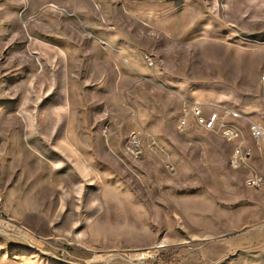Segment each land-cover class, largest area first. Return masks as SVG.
<instances>
[{
    "label": "rangeland",
    "instance_id": "1",
    "mask_svg": "<svg viewBox=\"0 0 264 264\" xmlns=\"http://www.w3.org/2000/svg\"><path fill=\"white\" fill-rule=\"evenodd\" d=\"M82 52L109 57L107 85ZM263 76L264 0H0V197L32 232L0 226V264H264V184L246 185L264 176ZM55 97L54 165L24 121ZM195 101L241 113L239 167L238 142L181 126Z\"/></svg>",
    "mask_w": 264,
    "mask_h": 264
},
{
    "label": "crops",
    "instance_id": "2",
    "mask_svg": "<svg viewBox=\"0 0 264 264\" xmlns=\"http://www.w3.org/2000/svg\"><path fill=\"white\" fill-rule=\"evenodd\" d=\"M63 55V54H62ZM80 61H89L91 62L88 67L92 71V81L95 85L103 87L108 84L109 78V57L103 55L100 52H89V53H78L77 54ZM65 56V54H64ZM57 58L62 61L61 54L56 55ZM40 62V61H39ZM41 66L42 63L40 62ZM87 65L80 64L79 69L82 67L85 68ZM43 67V66H42ZM93 83V84H94ZM55 101L52 104H49L45 108L42 115H37L35 113H30L29 110L25 116V139L28 143V152H34L44 158H47L48 161L53 162L57 159L60 160L61 152L56 150L49 143L50 139L61 141V128L63 125V112L60 98H54ZM24 104V103H23ZM69 121V120H68ZM53 126V128H51ZM84 163L83 160L77 159L75 166L69 174L76 179L82 177ZM58 174L65 172V166L57 165L56 166ZM74 179V178H71Z\"/></svg>",
    "mask_w": 264,
    "mask_h": 264
},
{
    "label": "built area",
    "instance_id": "3",
    "mask_svg": "<svg viewBox=\"0 0 264 264\" xmlns=\"http://www.w3.org/2000/svg\"><path fill=\"white\" fill-rule=\"evenodd\" d=\"M189 108V110L184 109L185 114L180 119L181 126H186L188 118L192 117L199 128L207 131H218L226 140L238 142L231 156V163L235 167H239L251 156V151L241 141L243 135L242 128L235 121L242 116L241 113L231 108H222L220 111L216 110L205 113L200 101H195ZM248 129L250 135L255 140L259 143L264 142V126L256 122H249ZM262 184H264V176L257 173L246 179V185L249 187L258 188ZM0 226L5 227L19 236L28 237L32 234L31 230L25 225L5 213L3 199L1 197Z\"/></svg>",
    "mask_w": 264,
    "mask_h": 264
}]
</instances>
